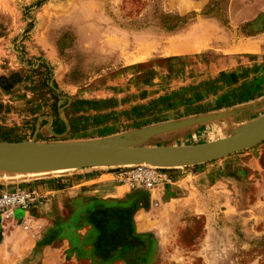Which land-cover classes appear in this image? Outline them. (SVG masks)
I'll use <instances>...</instances> for the list:
<instances>
[{
    "label": "rangeland",
    "instance_id": "1",
    "mask_svg": "<svg viewBox=\"0 0 264 264\" xmlns=\"http://www.w3.org/2000/svg\"><path fill=\"white\" fill-rule=\"evenodd\" d=\"M250 78L264 85V0H0V141L216 140L264 115ZM230 155L135 196L142 240L104 254L89 230L75 252L4 221L21 236L0 264H264V141Z\"/></svg>",
    "mask_w": 264,
    "mask_h": 264
},
{
    "label": "crops",
    "instance_id": "2",
    "mask_svg": "<svg viewBox=\"0 0 264 264\" xmlns=\"http://www.w3.org/2000/svg\"><path fill=\"white\" fill-rule=\"evenodd\" d=\"M235 70L236 69L233 68L230 72H239ZM248 84H251L252 86L250 87L252 93L257 94L258 98L256 95H253V98L260 99L261 97H264V85H262L261 81L250 78ZM260 94L262 95L261 97H259ZM66 132L67 131L63 133L56 132V135H62ZM195 143L201 142L184 144ZM178 144L180 143H157L151 144L150 146ZM254 149H260V147L258 146ZM216 164V161H211L210 163L203 162L188 165L187 168H184L185 166L172 167L173 169L171 172L175 178L174 184L177 185L179 181L186 178L189 173H196V171H200V169H208ZM4 172L6 173L2 172L1 174L5 175L0 176V187L16 185L21 181L22 176H16L18 170ZM34 173L37 175L33 176L35 179L30 182L38 185L42 189H47L48 191L53 192V195L46 202L32 207L33 223L31 226L35 228L36 232H39L42 242L55 244L63 239L69 244V246L76 249L75 252H77V249H80L86 243V237L90 234L89 230H99L96 221L97 218H99L102 213L106 217H109L113 211L116 212V210L120 209H125L130 212L132 234L139 240L145 238L144 236H141V234H137L139 228L135 222V218L138 216V204L135 202V196H140L142 195L141 193L151 194L153 189L128 191L124 184L111 179L110 176L112 173L107 172L105 167H89ZM40 217H44L43 219L45 222L43 225L38 223ZM11 223L12 222H9V224ZM19 236H21L20 228L10 229V226L5 225L4 221L0 222V249L4 248L7 238H14L16 243V239Z\"/></svg>",
    "mask_w": 264,
    "mask_h": 264
},
{
    "label": "water",
    "instance_id": "3",
    "mask_svg": "<svg viewBox=\"0 0 264 264\" xmlns=\"http://www.w3.org/2000/svg\"><path fill=\"white\" fill-rule=\"evenodd\" d=\"M93 141L35 140L0 141V162L18 171H55L78 168L148 163L163 167H184L211 161L264 141V115L236 133L216 140L178 145L150 146Z\"/></svg>",
    "mask_w": 264,
    "mask_h": 264
},
{
    "label": "built area",
    "instance_id": "4",
    "mask_svg": "<svg viewBox=\"0 0 264 264\" xmlns=\"http://www.w3.org/2000/svg\"><path fill=\"white\" fill-rule=\"evenodd\" d=\"M105 169H112L111 173L117 181L133 189L167 187L175 180L170 167L148 163L105 166ZM52 195V191L42 189L30 181L12 187H0V219L20 223L27 230L33 223L32 207L43 204ZM17 209L24 210L20 219L15 217Z\"/></svg>",
    "mask_w": 264,
    "mask_h": 264
},
{
    "label": "trees",
    "instance_id": "5",
    "mask_svg": "<svg viewBox=\"0 0 264 264\" xmlns=\"http://www.w3.org/2000/svg\"><path fill=\"white\" fill-rule=\"evenodd\" d=\"M102 215L96 220L100 232L97 243L101 253L113 252L123 244L139 240L132 234L129 211L120 209L113 211L109 217Z\"/></svg>",
    "mask_w": 264,
    "mask_h": 264
},
{
    "label": "bare ground",
    "instance_id": "6",
    "mask_svg": "<svg viewBox=\"0 0 264 264\" xmlns=\"http://www.w3.org/2000/svg\"><path fill=\"white\" fill-rule=\"evenodd\" d=\"M0 164L1 165H13V164H9V163H2V162H0ZM37 172H40V171H37ZM41 172H44V171H41ZM139 218H140V216H139ZM138 224V223H137Z\"/></svg>",
    "mask_w": 264,
    "mask_h": 264
}]
</instances>
